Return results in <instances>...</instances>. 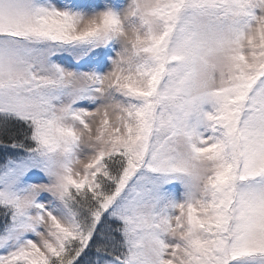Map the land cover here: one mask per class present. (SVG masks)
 I'll return each mask as SVG.
<instances>
[{"label":"snow or ice","instance_id":"snow-or-ice-1","mask_svg":"<svg viewBox=\"0 0 264 264\" xmlns=\"http://www.w3.org/2000/svg\"><path fill=\"white\" fill-rule=\"evenodd\" d=\"M0 264H264V0H0Z\"/></svg>","mask_w":264,"mask_h":264}]
</instances>
